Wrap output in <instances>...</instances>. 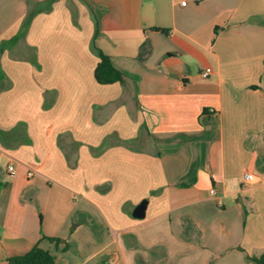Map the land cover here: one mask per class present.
<instances>
[{
	"label": "crops",
	"instance_id": "obj_1",
	"mask_svg": "<svg viewBox=\"0 0 264 264\" xmlns=\"http://www.w3.org/2000/svg\"><path fill=\"white\" fill-rule=\"evenodd\" d=\"M94 47L123 81H97ZM37 243L56 264H256L264 0H0V264Z\"/></svg>",
	"mask_w": 264,
	"mask_h": 264
},
{
	"label": "trees",
	"instance_id": "obj_2",
	"mask_svg": "<svg viewBox=\"0 0 264 264\" xmlns=\"http://www.w3.org/2000/svg\"><path fill=\"white\" fill-rule=\"evenodd\" d=\"M54 1L55 0H47V3L52 4ZM35 14L36 9L32 10L27 15L24 23L22 24V29L18 35H15L12 39H10V43L17 42L19 36L26 32ZM154 29L167 32V29L163 28L155 27ZM95 48L96 47H94V49ZM3 49L4 47L2 44L1 51H3ZM96 52L100 58L95 70V77L97 81L101 84H110L123 81L122 72L114 66L111 58L98 48H96ZM253 260L256 262V264H264V252L259 257H253ZM6 264H56V257L49 250L42 248L39 243H37L25 254L10 257Z\"/></svg>",
	"mask_w": 264,
	"mask_h": 264
},
{
	"label": "built area",
	"instance_id": "obj_3",
	"mask_svg": "<svg viewBox=\"0 0 264 264\" xmlns=\"http://www.w3.org/2000/svg\"><path fill=\"white\" fill-rule=\"evenodd\" d=\"M183 5H186V1H183L182 2ZM209 74L208 71H205L203 73L204 76H207ZM8 170L9 172H14L15 171V168L13 165H10L8 167ZM31 175V174H30ZM245 181L248 182V183H254V182H259V179L253 174V173H250V172H246L245 173ZM212 192L214 193L215 190L213 189Z\"/></svg>",
	"mask_w": 264,
	"mask_h": 264
},
{
	"label": "water",
	"instance_id": "obj_4",
	"mask_svg": "<svg viewBox=\"0 0 264 264\" xmlns=\"http://www.w3.org/2000/svg\"><path fill=\"white\" fill-rule=\"evenodd\" d=\"M147 206V200H143L134 210V216L137 218H143L145 216Z\"/></svg>",
	"mask_w": 264,
	"mask_h": 264
}]
</instances>
